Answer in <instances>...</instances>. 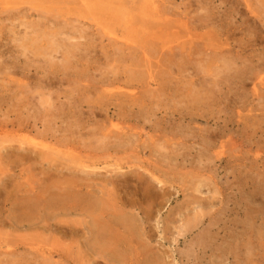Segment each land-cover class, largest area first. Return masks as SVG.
<instances>
[{
    "label": "rangeland",
    "instance_id": "1",
    "mask_svg": "<svg viewBox=\"0 0 264 264\" xmlns=\"http://www.w3.org/2000/svg\"><path fill=\"white\" fill-rule=\"evenodd\" d=\"M14 1L15 8L34 7L35 15L28 19L34 23L44 18L38 16L40 10L63 21L78 19L74 24L84 36L81 41L95 39L90 54L100 68L87 70L84 50L67 60L61 53L48 56L47 34L54 30L49 25L36 27V34L30 29L36 40L27 49L16 39L24 25L18 32L6 29L0 33V82H19L6 83L3 92L9 99L0 101V119H23L36 108L38 142L68 144L72 153L64 157L69 160L54 159L52 164L77 167L80 178L101 181L102 174L114 171L132 176L129 190L134 191L135 176L144 173L143 180L152 183L144 203L152 209L146 235L149 231L164 243L168 264H264V0H134L135 6L144 3L146 8L121 11L115 24L107 19L111 25L99 19L101 0H88L87 7L83 0L75 6L66 0ZM152 36L156 38L150 42L160 48L154 55L144 51ZM114 43L120 49L106 56L103 48ZM137 69L143 72V85L97 83L101 78L124 80ZM45 78L54 83L41 87ZM91 84L97 92L89 90ZM18 92L33 105L16 107ZM103 92L97 122L88 123L87 104L77 107L73 102L96 99ZM117 136L121 143L111 140ZM43 160L40 177L48 166ZM53 175L58 179L57 172ZM195 181L205 184L196 190L191 187ZM196 214L197 222L192 220ZM212 217L215 224L208 228ZM61 218L70 222L69 215ZM187 221L196 224L184 237L180 228ZM0 242L4 249L18 247L0 252V264L82 263L68 250L71 233L62 230L40 229L33 237L3 234ZM131 261L126 254L117 263ZM98 264L108 263L99 259Z\"/></svg>",
    "mask_w": 264,
    "mask_h": 264
},
{
    "label": "bare ground",
    "instance_id": "2",
    "mask_svg": "<svg viewBox=\"0 0 264 264\" xmlns=\"http://www.w3.org/2000/svg\"><path fill=\"white\" fill-rule=\"evenodd\" d=\"M66 1L73 3L74 6L75 4L78 5V0ZM12 3L18 4L14 0H0V33H4L6 29L14 30L20 24L24 25L25 32L21 36L16 37V39H19L21 46L27 49L28 45H33L36 40V38H32L31 33L34 31L36 34L37 28L41 25H49L54 30L47 34L50 43V55L48 54V56L54 58V52L61 53L63 58L67 60L75 58L77 55H82V51L84 50L83 53L89 56L87 70L96 71L100 68L96 66L95 61H92L94 56L90 54L94 51L92 49L95 47L93 45L95 39H87L86 42L81 41L84 36L74 24L78 19H65L63 21L59 19L60 15H53L51 18L45 15L49 11L44 12L40 10L43 13H40L38 16H43L44 18L40 17L42 20L40 19L34 23L33 20H28L35 15L34 12H31L34 10L33 6L29 8H15V4ZM99 3H101L102 10L104 11L99 19L103 24L108 25H111L107 21L108 18H110V22H113V24L116 23V20H120L121 11L128 10L129 8L131 10H136L137 8L144 10L146 8L144 7L146 6L144 3L135 6L134 0H101ZM83 4L87 7L89 5L88 0H83ZM138 17L142 19L141 16ZM146 24L149 25V28L152 27V23ZM44 27L47 28V26ZM30 29L32 32H30ZM16 31L18 32V29ZM152 38L156 37L152 36L147 38V40H152ZM151 40L144 44V51L147 54L154 55L157 54V51L158 53L160 52V48L156 42L152 44ZM115 45V43L109 44L103 48L106 56L112 53L115 54L116 50L120 49ZM125 59L126 57L122 60ZM109 60L111 61V59ZM110 61L106 65L110 66L112 64ZM144 62L146 63V61ZM144 62L135 67L143 66ZM153 69L151 67L148 70L151 75L153 74ZM65 73L64 75H68ZM142 73L141 70L137 69L135 74H127L124 80L119 77H110L107 81L101 78L97 83L103 82L107 85L124 83L125 87L129 85L136 86L137 83L143 85ZM13 82L19 81L10 79L0 82L1 87L4 89L0 90V101L2 104H4V100L7 101L9 99L8 95L3 92L6 91V83ZM43 82L45 84L42 85L38 82L36 85H42L41 87L45 88L47 85L54 83L52 79L49 80L47 78ZM21 86L23 85L21 84ZM92 88L97 92L98 89L95 85L91 84L89 90ZM21 94L18 92V95L14 96L17 101L19 100L16 103V107L33 105L31 98L26 94ZM103 96H106L105 92L97 96L96 99H88L87 101L85 99L75 100L73 104L77 107L87 104V107L90 109L87 122L96 123L95 111L101 110L100 106L103 103ZM48 102L47 99V104ZM35 109L33 108V113H29L23 119H11L9 121L0 119V235H11L15 232H20L23 235L26 233L33 237L36 236L40 229L44 231L62 230V233H71L73 242L68 245V250L72 252L71 254L74 253V255L80 257L81 264H98L99 259L108 264H118L117 262H120L122 255L126 254L130 257L133 264H168L166 260L167 253L161 248L164 243L158 238V240L152 238L149 231H147L149 234L146 235V223H148L152 209L147 210L144 203L147 196L151 195V192L148 190L149 185L152 183L148 180L147 182L143 180L146 177L144 173H139L135 176L137 188L134 191H130L129 180L132 176L119 175L118 173H113L114 171H110L109 174H102L105 178L101 179V181H94L90 178L88 180L80 178L75 169L77 167L69 169L58 168L56 163L52 164L53 160H69L70 157L65 158L64 156L69 155L68 152L72 153V151H69L70 146L68 144L57 146V144L51 142H38L37 122L39 119L35 114L37 111ZM80 113L84 114V111L80 110ZM111 117L113 115L109 116V118ZM51 121L49 118V123ZM9 125H12V127L17 126L18 128L10 131ZM108 136L105 137L104 135L103 138L106 139ZM111 137L113 135H110L109 139ZM119 137H114L115 139L111 140L117 142V144L121 143L118 141ZM111 144L113 143L111 142ZM64 148H67V150H63ZM43 159H47L48 166L44 167V169L46 168L45 174L40 177L37 170L40 163L45 164ZM72 161L77 162L78 160ZM55 172H57L58 179L53 178ZM67 172L70 175L69 177H66ZM151 174L155 176V172H151ZM59 177H64V179L61 180ZM90 177L92 178V176ZM158 180L163 182V180ZM198 184L197 186L195 181V186L191 187L198 190L201 186H204L205 182L201 181ZM136 209H139V211L135 212ZM202 211L205 212V210ZM62 215H69L70 222L68 221L69 219L63 221ZM196 216L198 218L200 215L196 214L193 218H196ZM197 218L192 220H196L195 222H197L199 220ZM195 222L193 224H196ZM209 222L208 228H211L215 224L214 217ZM193 224H189L188 222L183 227L184 230L182 227L180 228L184 232V237L186 236V232L190 228H193ZM250 230L252 231L251 228ZM256 231H259V228ZM261 233L264 234V231L262 232L261 230ZM165 238L162 237L163 240ZM152 240H155L156 244H153ZM175 241H179L177 236ZM7 245L9 248L11 247L9 243ZM15 248H18L17 245H14L11 249L14 250ZM11 249H4L2 242H0V252L9 254V252H12Z\"/></svg>",
    "mask_w": 264,
    "mask_h": 264
}]
</instances>
